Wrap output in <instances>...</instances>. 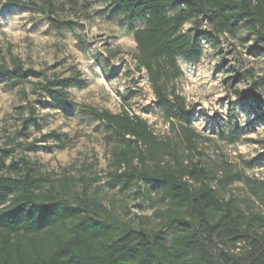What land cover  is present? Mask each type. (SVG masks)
Segmentation results:
<instances>
[{
    "label": "trees",
    "instance_id": "trees-1",
    "mask_svg": "<svg viewBox=\"0 0 264 264\" xmlns=\"http://www.w3.org/2000/svg\"><path fill=\"white\" fill-rule=\"evenodd\" d=\"M3 1L38 8L55 26L74 28L51 19L53 0H37L40 5L32 0ZM109 1L130 28L143 21L142 27L133 29L136 69L145 70L175 140L160 139L144 120L126 111L113 114L85 106L81 112L102 123L116 141L108 181L122 191L133 183L154 182L168 206L154 213L156 229L140 224L121 229L84 180L66 175L56 180L37 174L22 161V173L0 174V264H264V213L245 212L236 200L217 195L205 168L194 161L199 136L190 127V111L182 96L167 89L180 75L177 59L200 60L202 33L197 28L202 20L211 29L206 32L210 39L232 34L242 24L264 47V0ZM188 23L193 29L184 33ZM8 56L9 64L0 58V78L11 87L26 83L29 70L18 57L10 52ZM81 82L75 72L72 78L47 79L33 87L71 107L75 103L66 88ZM25 108L22 134L37 126L32 103ZM6 155L0 149V164ZM240 178L258 188L264 208V181L228 171L221 183Z\"/></svg>",
    "mask_w": 264,
    "mask_h": 264
},
{
    "label": "rangeland",
    "instance_id": "rangeland-1",
    "mask_svg": "<svg viewBox=\"0 0 264 264\" xmlns=\"http://www.w3.org/2000/svg\"><path fill=\"white\" fill-rule=\"evenodd\" d=\"M53 9L51 19L74 28L55 26L38 8L0 0V58L9 64L10 52L29 70L26 83L15 87L0 78V149L7 151L0 174L22 173L21 163L27 161L40 175L80 178L111 211L119 228L140 224L156 229L154 213L168 206L159 186L137 182L122 191L110 183V153L116 141L102 123L81 112L85 106L113 114L126 111L144 120L160 139L175 140L145 70L136 69L133 29L143 21L130 28L109 0H53ZM193 26L188 23L182 30L190 32ZM197 30L202 33L200 60L177 59L180 75L167 89L182 96L190 111V127L199 136L194 161L205 168L217 195L236 200L245 212L263 214L254 184L243 178L223 184L221 179L229 171L264 181V47L242 24L216 39L207 37L211 29L205 20ZM75 72L82 82L66 88L74 106L33 87L47 79L72 78ZM27 102L35 108L37 126L22 134Z\"/></svg>",
    "mask_w": 264,
    "mask_h": 264
}]
</instances>
